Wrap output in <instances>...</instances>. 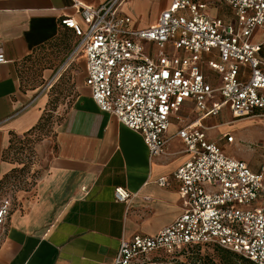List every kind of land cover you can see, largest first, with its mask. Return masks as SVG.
I'll use <instances>...</instances> for the list:
<instances>
[{
    "label": "built area",
    "instance_id": "obj_1",
    "mask_svg": "<svg viewBox=\"0 0 264 264\" xmlns=\"http://www.w3.org/2000/svg\"><path fill=\"white\" fill-rule=\"evenodd\" d=\"M221 1L231 11L228 20L210 16L203 0H170L145 28L131 26L120 10L124 0L97 6L71 0L81 21L60 20L78 38L74 53L85 56L84 82L94 103L138 133L151 155L164 152L165 131L179 107L190 101L200 112L176 133L189 154L173 172L181 214L153 235L122 237L111 264H156L150 255L170 257L205 245L264 264V165L253 170L225 154L202 124L226 106L233 118L264 113V39H254L264 31V0ZM157 183L165 186V177ZM131 196L124 187L114 189L116 201ZM13 200L12 188L0 196V237Z\"/></svg>",
    "mask_w": 264,
    "mask_h": 264
},
{
    "label": "crops",
    "instance_id": "obj_2",
    "mask_svg": "<svg viewBox=\"0 0 264 264\" xmlns=\"http://www.w3.org/2000/svg\"><path fill=\"white\" fill-rule=\"evenodd\" d=\"M104 1L84 0L92 6ZM203 1L210 16L230 18L231 11L221 0V12ZM169 2L124 0L120 10L130 16L132 27L145 28L157 21ZM67 16L81 21L71 0H0V51L5 58L0 63V196L12 186L3 184L14 168L5 158L12 137L23 136L40 123L52 86L47 82L25 87L21 65L38 49L57 42L67 40L76 47L73 30L60 23ZM254 39H264V31L258 29ZM75 53L83 60L77 93L55 128L33 188L13 189V205L0 237V264H111L122 237L153 235L182 212L173 172L189 154L176 133L191 121L182 124L178 114L188 106L196 113L194 118L200 112L190 101L179 107L165 131L164 152L151 155L138 133L94 103L84 82L85 56ZM51 72L45 69L43 77ZM211 76L212 83L217 78ZM217 115L203 118L202 124ZM205 128L206 137L215 141ZM160 177H165V186L157 183ZM117 186L132 195L127 202L115 200Z\"/></svg>",
    "mask_w": 264,
    "mask_h": 264
},
{
    "label": "rangeland",
    "instance_id": "obj_3",
    "mask_svg": "<svg viewBox=\"0 0 264 264\" xmlns=\"http://www.w3.org/2000/svg\"><path fill=\"white\" fill-rule=\"evenodd\" d=\"M209 2L214 10L221 12L222 6L218 0ZM262 36L260 33L259 37ZM66 41L38 49L21 65L20 78L25 87L47 82H51L52 86L48 89V100L39 125L23 136L12 137L5 152L6 160L14 168L6 174L3 184H12L9 186L12 189L30 191L33 188L42 171L43 155L45 157L52 147L55 128L77 93L76 87L82 78L83 60L80 53H73L75 45L72 47ZM45 69H52L50 77H43ZM204 72L207 73L206 67ZM212 83L218 86L219 81L215 79ZM214 97L219 99L218 93ZM190 108L185 107L183 114H178L182 118V124L195 119L196 113ZM224 122L231 123L220 127ZM204 125L210 138L218 142L225 154L246 161L253 170L264 165V113L233 118L226 106L216 117L208 118ZM224 132L232 135L234 141L227 142L222 135ZM150 261L156 264H253L239 255L215 247L200 246L170 257L150 255Z\"/></svg>",
    "mask_w": 264,
    "mask_h": 264
},
{
    "label": "trees",
    "instance_id": "obj_4",
    "mask_svg": "<svg viewBox=\"0 0 264 264\" xmlns=\"http://www.w3.org/2000/svg\"><path fill=\"white\" fill-rule=\"evenodd\" d=\"M39 125V124H38ZM196 248L197 247H199V246H195ZM195 247H193V248H195ZM200 247H215V248H217V249H220V250H222V251H224V252H228V253H231V254H236V253H234V252H231V251H229V250H227V249H223V248H220V247H218V246H210V245H205V246H200ZM192 248V249H193ZM191 249V250H192ZM236 255H238V254H236ZM246 260H248V259H246ZM248 261H250V260H248ZM250 262H252V261H250ZM253 263V262H252ZM253 264H255V263H253Z\"/></svg>",
    "mask_w": 264,
    "mask_h": 264
}]
</instances>
